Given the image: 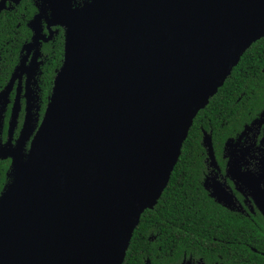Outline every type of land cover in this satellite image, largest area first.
<instances>
[{
	"label": "water",
	"instance_id": "obj_1",
	"mask_svg": "<svg viewBox=\"0 0 264 264\" xmlns=\"http://www.w3.org/2000/svg\"><path fill=\"white\" fill-rule=\"evenodd\" d=\"M40 1L27 48L46 40L39 19L48 10L49 29H65L64 58L29 150L12 156L0 194V264H122L194 117L264 37V0ZM203 143L216 168L210 134ZM238 161L228 174L264 213V189ZM205 187L235 205L215 179Z\"/></svg>",
	"mask_w": 264,
	"mask_h": 264
},
{
	"label": "trees",
	"instance_id": "obj_2",
	"mask_svg": "<svg viewBox=\"0 0 264 264\" xmlns=\"http://www.w3.org/2000/svg\"><path fill=\"white\" fill-rule=\"evenodd\" d=\"M36 12L34 0L0 13V84L11 71L20 45L30 38L27 22ZM42 67L41 113L63 58L62 30ZM264 37L242 55L224 84L194 117L169 181L157 203L146 209L133 231L122 264H179L184 257H202L208 263L246 264L243 259L261 258L244 244L250 242L254 226L243 222L214 201L205 190L208 158L203 131L212 137L216 160L224 163L222 147L257 119L264 109ZM10 163L0 159V194L11 177ZM257 224L262 226L258 221ZM260 234V232H259ZM258 234V235H259ZM256 248L257 243L251 242ZM263 259V258H262Z\"/></svg>",
	"mask_w": 264,
	"mask_h": 264
},
{
	"label": "flooded vegetation",
	"instance_id": "obj_3",
	"mask_svg": "<svg viewBox=\"0 0 264 264\" xmlns=\"http://www.w3.org/2000/svg\"><path fill=\"white\" fill-rule=\"evenodd\" d=\"M86 1L89 0H73V6L82 7ZM19 2L17 4H19ZM17 4L8 0L6 2V8L3 10L11 9ZM39 4H41L40 0H34L36 12L27 22V26L31 31L30 38L25 40L20 45L17 52L16 61L12 66L11 71L4 79V83L2 85L0 84V159L8 160L10 166L12 164V156L17 155V153L21 156H25L27 154L33 135L36 132L37 127L44 115L48 102L41 113V77L43 73L42 67L46 63L45 60L49 57L50 52L47 51V53H45L43 51V47L47 44L49 48H53L54 37L60 29L62 30L63 36L64 58L65 29L60 25L50 26L49 29L48 10L39 19V31L41 34H43V37L46 40H40L39 45L35 46L34 48H27V45L32 42V36L34 34L30 23L35 20L40 13ZM50 31L52 33L49 37ZM63 58L61 65L59 68H57L58 70L56 71L55 75L62 66ZM14 115L16 116L15 124L13 125L11 135L9 136L10 122ZM27 126H30L29 132H24ZM204 133L205 131H203V134ZM229 139L231 138H228L226 142ZM226 142L222 147V155L224 158L223 165L221 166L218 164L216 160L217 167L212 168L210 167L208 160L209 172L206 177L205 185L210 188L212 179H215L230 194H232L235 203L234 206L227 207L222 203H218L215 200L214 201L225 209L229 210V212L232 214L239 216L243 222H249L253 224L255 228L253 231H258V233L250 235V242L246 240L244 245L262 257L247 258L243 259V261H245L246 264H264V213H262V211L256 205L251 191L245 185L236 181L228 174V170L230 169L229 166L230 164H233L231 163V160L234 158H239L236 168L242 172H247V174L256 181L255 184H259L260 187L264 189V109L259 117L257 119H253L251 124H249L246 129H244V133L242 135L239 133L236 138H232V141L229 144ZM205 185L204 188L209 194V191L206 189ZM258 221L262 224V226L257 224ZM251 242L257 243L260 249L256 248ZM179 264L211 263H208L202 257L193 258L190 256L188 258L184 257ZM212 264L223 263L214 261Z\"/></svg>",
	"mask_w": 264,
	"mask_h": 264
},
{
	"label": "snow or ice",
	"instance_id": "obj_4",
	"mask_svg": "<svg viewBox=\"0 0 264 264\" xmlns=\"http://www.w3.org/2000/svg\"><path fill=\"white\" fill-rule=\"evenodd\" d=\"M261 103L264 104V92L261 94Z\"/></svg>",
	"mask_w": 264,
	"mask_h": 264
}]
</instances>
